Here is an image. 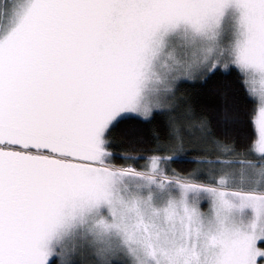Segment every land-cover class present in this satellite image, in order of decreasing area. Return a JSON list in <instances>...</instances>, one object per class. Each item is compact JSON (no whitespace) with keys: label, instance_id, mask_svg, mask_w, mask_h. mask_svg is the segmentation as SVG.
<instances>
[{"label":"snow or ice","instance_id":"1","mask_svg":"<svg viewBox=\"0 0 264 264\" xmlns=\"http://www.w3.org/2000/svg\"><path fill=\"white\" fill-rule=\"evenodd\" d=\"M0 264H264V0H0Z\"/></svg>","mask_w":264,"mask_h":264},{"label":"trees","instance_id":"2","mask_svg":"<svg viewBox=\"0 0 264 264\" xmlns=\"http://www.w3.org/2000/svg\"><path fill=\"white\" fill-rule=\"evenodd\" d=\"M193 85H195L196 87H199V84H197L196 82H192V81L188 82V85L187 86L191 87ZM251 107H253L252 104L249 105V112H248V115L246 117V120H247V128H248L249 131H251L252 130V127H253L252 124H251V111H250ZM122 127L121 128H117L116 131H115V135L117 136V138H119V136L121 135ZM122 150L123 149H121V151Z\"/></svg>","mask_w":264,"mask_h":264}]
</instances>
